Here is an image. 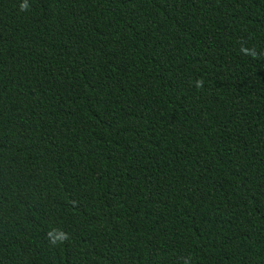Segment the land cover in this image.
Segmentation results:
<instances>
[{
    "label": "trees",
    "instance_id": "trees-1",
    "mask_svg": "<svg viewBox=\"0 0 264 264\" xmlns=\"http://www.w3.org/2000/svg\"><path fill=\"white\" fill-rule=\"evenodd\" d=\"M0 264H264V0H0Z\"/></svg>",
    "mask_w": 264,
    "mask_h": 264
}]
</instances>
